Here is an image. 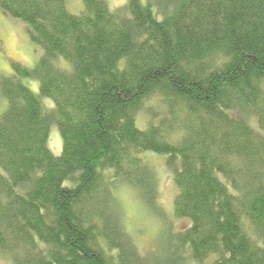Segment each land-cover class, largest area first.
<instances>
[{
  "label": "trees",
  "instance_id": "16d2710c",
  "mask_svg": "<svg viewBox=\"0 0 264 264\" xmlns=\"http://www.w3.org/2000/svg\"><path fill=\"white\" fill-rule=\"evenodd\" d=\"M0 7L44 50L0 77V252L14 264H264V0ZM146 151L165 155L174 214L190 219L162 256L140 250L116 192L125 182L157 205Z\"/></svg>",
  "mask_w": 264,
  "mask_h": 264
},
{
  "label": "rangeland",
  "instance_id": "374dc122",
  "mask_svg": "<svg viewBox=\"0 0 264 264\" xmlns=\"http://www.w3.org/2000/svg\"><path fill=\"white\" fill-rule=\"evenodd\" d=\"M67 8L73 13H80L84 9V0H65ZM112 9H117L127 0H105ZM148 1V0H143ZM0 36L5 39L7 53L0 54V77L12 72V60L21 63L26 67H34L43 55L42 46L31 39L28 26L23 21L14 18L0 7ZM58 64L61 67L69 68V63L60 58ZM22 82L35 94L40 96L41 102L46 110L54 107L51 98L39 94V80L34 78H22ZM6 100L0 96V113L3 112ZM160 105L155 101H148L149 106ZM146 108L140 112L137 118L138 127L144 129L149 113ZM257 127L255 124H253ZM49 147L57 155L63 149V140L56 123L52 124L49 134ZM145 160L155 169L158 181V203L154 206L155 200L150 202V195L140 197L136 189L128 183L120 182L116 188L124 212V223L130 235L138 244L140 250L147 252L151 250L162 256L163 248L170 246L175 239L174 233L188 227L190 219L178 218L174 214V203L178 188L173 174L166 165L164 154L146 151L142 154ZM160 205V206H159ZM0 264H14L12 256L0 252ZM186 264H199L197 261L188 258Z\"/></svg>",
  "mask_w": 264,
  "mask_h": 264
},
{
  "label": "flooded vegetation",
  "instance_id": "af4514ba",
  "mask_svg": "<svg viewBox=\"0 0 264 264\" xmlns=\"http://www.w3.org/2000/svg\"><path fill=\"white\" fill-rule=\"evenodd\" d=\"M6 41L4 38H2L0 36V54H4V55H10L9 53H7V49H6V45H5ZM15 62V60H12L11 63L13 64Z\"/></svg>",
  "mask_w": 264,
  "mask_h": 264
}]
</instances>
